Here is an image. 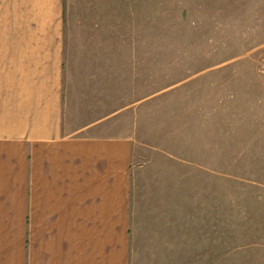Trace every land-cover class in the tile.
Here are the masks:
<instances>
[{
  "label": "rangeland",
  "instance_id": "374dc122",
  "mask_svg": "<svg viewBox=\"0 0 264 264\" xmlns=\"http://www.w3.org/2000/svg\"><path fill=\"white\" fill-rule=\"evenodd\" d=\"M41 1L21 65H84L115 43L118 135L181 228L164 264H264V0Z\"/></svg>",
  "mask_w": 264,
  "mask_h": 264
},
{
  "label": "crops",
  "instance_id": "0c3cea01",
  "mask_svg": "<svg viewBox=\"0 0 264 264\" xmlns=\"http://www.w3.org/2000/svg\"><path fill=\"white\" fill-rule=\"evenodd\" d=\"M43 4L0 0V264L180 261V224L118 135L115 43L84 65H21V22Z\"/></svg>",
  "mask_w": 264,
  "mask_h": 264
}]
</instances>
